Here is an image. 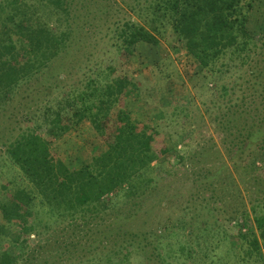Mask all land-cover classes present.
I'll return each instance as SVG.
<instances>
[{
  "label": "trees",
  "instance_id": "obj_1",
  "mask_svg": "<svg viewBox=\"0 0 264 264\" xmlns=\"http://www.w3.org/2000/svg\"><path fill=\"white\" fill-rule=\"evenodd\" d=\"M256 4L264 0H0V156L27 182L0 190V264H264V184L252 225L229 168L213 171L197 127L179 126L178 103L140 119L130 107L157 97L145 80L115 67L68 89L60 78L83 38L103 30L123 65L139 44L164 42L204 93L213 84L217 95L222 78L246 67L241 98L218 104L211 123L233 169L253 182L264 167V24L259 42L249 29ZM220 93L227 99L226 86ZM84 123L95 132L88 155L63 161L52 141ZM222 207L224 219L215 215Z\"/></svg>",
  "mask_w": 264,
  "mask_h": 264
},
{
  "label": "rangeland",
  "instance_id": "obj_2",
  "mask_svg": "<svg viewBox=\"0 0 264 264\" xmlns=\"http://www.w3.org/2000/svg\"><path fill=\"white\" fill-rule=\"evenodd\" d=\"M119 2L120 0H115ZM264 24V7L256 4L254 11L251 14L249 21V29L254 36V38L259 42L261 37V30ZM83 40L85 49L79 54L76 60V65H67L68 73L64 78V83L61 85L62 90L68 89L72 85L80 84L81 80L88 75H92L94 70L97 68L107 69L108 67H115L118 69V73L129 72L134 75L137 80H145L144 92L156 93L155 104L154 103H143L140 102L134 109V105L130 107L131 115L137 118H142L146 112V115L159 112L160 108L169 106L170 104L178 103L181 118L180 127L184 125L192 126L194 124L197 127L196 142H201L202 146L205 148H211L208 152L211 157L208 159L211 164L213 171L217 170L220 166H225L229 168V174L234 179L235 188L239 192L238 199H241L240 204L243 205V210H245L250 215V219L253 221L254 216L252 212V206L257 203L255 188L257 183L264 184V167L263 172L258 173L254 176V181H248L241 177V173L235 171L231 166L229 157L226 155L218 136L214 132V127L212 126L211 120L218 113V104L222 102L227 103L226 106H232L235 99L241 98L242 91L246 89L244 85L246 67H243L241 71L232 70L227 74L218 85H216V90H218L217 95H214L215 86L209 84L208 88H211L207 92H202L201 84L203 80L200 78L189 79L188 67L185 66V62L180 60V56L172 54L169 48L160 42L157 47H151L145 44H139L137 50L132 57L131 61L127 64H121L117 60V55L114 51L113 44L115 42L114 38L106 34V31L92 33ZM258 51V50H257ZM255 52V51H254ZM254 54V53H253ZM117 60V61H115ZM61 72H57L54 78H58ZM187 73V74H186ZM264 81V79H263ZM83 84V83H82ZM81 84V85H82ZM238 86L231 91V86ZM221 86H226L228 89V97L225 100L220 99V88ZM154 90V91H153ZM204 91V90H203ZM250 91L245 92V95L249 94ZM147 94V92H145ZM144 94V93H143ZM145 96V95H143ZM179 127V131L182 130ZM167 132H171L170 129H165ZM187 134V130L185 131ZM162 134L161 136H163ZM95 137V132L88 124H82L75 130L68 132L61 139L52 141V150L61 158L63 161H69L77 154H81V157L88 155L89 150L86 149V143L89 139ZM165 137V136H163ZM195 142V143H196ZM219 153L214 154L215 150ZM214 156H217L215 159ZM82 158V159H83ZM171 160L177 162L178 158L172 156ZM75 163V162H74ZM212 164L214 166H212ZM258 163L257 166H261ZM219 169V168H218ZM227 175V172L225 173ZM9 183V187L12 185L26 186L27 182L24 180L19 171L11 166L7 161L5 156H0V190L2 185ZM11 184V185H10ZM176 187V184H174ZM231 189V188H230ZM232 190V189H231ZM236 199V197H235ZM233 197L228 200V204L233 202ZM227 204V205H228ZM232 204V203H230ZM230 207H224V209H229ZM222 208L219 209L215 215L221 219L226 217V213ZM229 211V210H228ZM206 212V211H203ZM166 213V212H165ZM213 214H211L212 216ZM209 216V220L213 222L214 217ZM226 222L224 221V224ZM254 224V221L251 223ZM227 229L232 233V228L230 225H226ZM34 238V236H32ZM232 245L238 246L237 238L233 237L231 240ZM196 243V244H195ZM193 243L194 247L199 244L203 245V240ZM209 244V242H207ZM133 264H140V259L135 257L132 259Z\"/></svg>",
  "mask_w": 264,
  "mask_h": 264
}]
</instances>
